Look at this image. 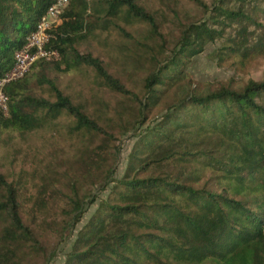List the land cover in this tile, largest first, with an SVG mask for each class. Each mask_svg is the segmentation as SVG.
<instances>
[{"label":"trees","instance_id":"trees-1","mask_svg":"<svg viewBox=\"0 0 264 264\" xmlns=\"http://www.w3.org/2000/svg\"><path fill=\"white\" fill-rule=\"evenodd\" d=\"M186 1L201 18L154 59L138 93L79 46L111 19L146 24L160 37L140 0H68L49 42L58 59L37 61L3 88L0 137L39 130L65 115L68 132L81 143L73 158L80 172L60 178L53 165L45 167L30 199L24 182L0 173V264H48L54 254L47 253L45 236L63 242L72 232L62 264H264V82L191 89L154 114L205 42L220 41L218 62L264 48V25L256 20L264 17V0ZM52 2L0 0V77L12 64L9 51L23 45ZM80 69L117 98L102 125L47 77ZM38 87L41 95H34ZM126 135L133 142L121 177L113 178ZM90 177L98 179L97 196L81 195L82 179Z\"/></svg>","mask_w":264,"mask_h":264},{"label":"rangeland","instance_id":"rangeland-1","mask_svg":"<svg viewBox=\"0 0 264 264\" xmlns=\"http://www.w3.org/2000/svg\"><path fill=\"white\" fill-rule=\"evenodd\" d=\"M200 1L209 6L213 0ZM140 3L153 18L160 37L152 33L146 24L125 25L121 21L111 19L106 30H95L94 35L79 46L80 51L98 58L109 74L136 93L140 91L142 80L154 59H160V52L166 50L163 52L168 54L175 45L180 31L201 18L200 9L186 0H140ZM256 20L264 25V17L257 15ZM253 38H249L247 45L253 43ZM220 44L218 40L204 43L203 52L194 56L184 68L181 79L172 82L167 88L160 104L154 109L155 116L163 112L165 103L191 89L206 92L211 84H221L232 90H240L248 81L264 82V48L246 58L229 56L218 62L216 51ZM14 50L9 51V58ZM47 77L54 79L61 92L70 97L73 103H80L85 114L98 119L99 125H102L105 116L109 115L106 106L112 107L116 103V97L94 86L91 74L87 70L80 69L57 75L50 71ZM41 91L38 87L33 94L41 95ZM262 102L264 103V99ZM70 125V118L61 115L39 130L0 137V173L4 174L8 181L24 182L25 198L30 199L35 193L37 174L39 171L43 172L45 167L53 165L60 178L65 173L71 174V170L76 174L80 172L73 158L81 142L78 136L68 132ZM127 135L121 138L122 148L117 155L113 178H120L124 170L126 156L133 142L124 139ZM61 180L63 185L64 179ZM82 180L81 195L90 193L97 196L99 193L97 177ZM29 204L28 201L27 208ZM93 209L94 204L87 208L76 229L84 223ZM73 235L74 232L63 242H58L49 234L45 236L43 244L46 251L49 253L53 250L54 254L48 264H62L63 254L69 249ZM165 264L178 263L171 261Z\"/></svg>","mask_w":264,"mask_h":264},{"label":"built area","instance_id":"built-area-1","mask_svg":"<svg viewBox=\"0 0 264 264\" xmlns=\"http://www.w3.org/2000/svg\"><path fill=\"white\" fill-rule=\"evenodd\" d=\"M68 0H53L40 15L33 30L25 38L23 45L12 53L10 68L0 77V112L7 113L6 97L3 88L9 83L21 79L29 68L39 60H57L58 53L49 47L51 31L59 23Z\"/></svg>","mask_w":264,"mask_h":264}]
</instances>
